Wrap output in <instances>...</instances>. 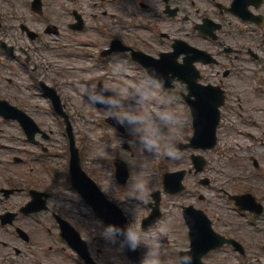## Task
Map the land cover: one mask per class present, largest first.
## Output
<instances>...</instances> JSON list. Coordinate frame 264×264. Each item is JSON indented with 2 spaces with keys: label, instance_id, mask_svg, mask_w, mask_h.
Masks as SVG:
<instances>
[{
  "label": "rangeland",
  "instance_id": "rangeland-1",
  "mask_svg": "<svg viewBox=\"0 0 264 264\" xmlns=\"http://www.w3.org/2000/svg\"><path fill=\"white\" fill-rule=\"evenodd\" d=\"M32 0H0V9L4 13L10 11L11 2L16 7L17 21L7 17L5 20V28L0 31V34L8 37L10 44L16 45L19 49L27 47L33 51L34 56L39 59V68L36 74L31 72L28 67L20 68L22 57L16 64L14 59L10 61L5 55L0 52V94L14 105L24 109L32 115L38 125L49 136L47 139L38 135L37 139L40 146H35L28 142L26 136L17 122L5 121L0 118V186L16 183H29L30 186H37L43 191L52 194L49 200L50 209L61 210L70 218L71 223H74L77 228L83 232L84 236L89 239L90 247L98 264H131L124 256L119 254L118 247L115 246L110 238L104 235L105 229L101 224H97L100 228L98 232L93 230L90 211L85 203L69 189V185L64 181L61 172L68 169L70 153L69 141L65 131V125L61 119L53 111V108L42 94H39L38 88H35L30 83V74L36 80L46 81L48 84H54L62 95L65 101L66 112L70 115L74 132L76 136L77 146L79 147L82 166L84 170L98 183L101 189L109 196L116 199L129 209V220L134 219V227L141 229V220L146 213V203L150 200V193L159 187V178L163 172H171L180 169H190L191 161L188 153H183L178 158L166 160L165 153L161 150L159 154H150L144 156L136 153L134 159H130L128 154L121 148V139L131 140L133 138L130 131L127 136H120L112 127L106 123V116L102 108L90 107L81 99V85H91L95 83L93 78L101 79L103 83L111 88L120 89L122 86L139 81L143 77V72L131 67V71L126 75L121 76L115 74L111 69H98L95 71H80L74 70L75 59L74 54L84 52L85 43L89 42V32L87 35L73 33L69 29V22L72 21L73 10L79 9L89 24H102L107 22L113 31L118 25L115 19L109 16L106 20H102V9L107 3L106 11L108 14L117 12L120 14V8L124 5L123 0H113L110 6V0H100L92 2V0H44L45 14L42 18L36 16L29 9V3ZM95 5V6H94ZM131 7H134L133 5ZM92 14L97 18H92ZM5 15H9L6 13ZM104 17V16H103ZM22 22L28 23L30 27L39 31L41 41L31 42L20 30ZM54 24L62 31L60 36L43 34V30L47 25ZM116 24V25H115ZM120 32H121V28ZM119 31V30H118ZM92 40V39H91ZM90 40V41H91ZM94 42V39H93ZM44 45V46H42ZM94 50L92 51V53ZM34 62L33 60H30ZM57 61V62H55ZM62 63L63 66L59 64ZM96 67V62L91 59L90 62ZM57 65V66H56ZM59 65V66H58ZM28 71V72H27ZM9 78L12 80L8 83ZM52 84V85H53ZM84 99L88 97L85 95ZM161 102V98H155L152 102L155 106ZM163 103V104H162ZM162 108H170L178 113L179 119L173 126L170 134H166L164 143H170L174 137L185 141L186 134L182 130L184 111L180 110V104H171L161 102ZM182 106V105H181ZM179 107V108H178ZM129 130L131 125H128ZM222 147H231L236 149L235 135H221ZM138 143V142H137ZM128 146L124 143L122 147L125 149ZM46 148L47 152L43 149ZM163 149V147H162ZM218 149L210 152H201L209 160V165L200 177H209L211 185L202 187L198 185L196 178L193 175L186 177L185 183L187 190L198 189V193H203L205 196L212 198L215 206V214L221 213L223 221L228 224H233L234 219L238 220L232 213L217 209L220 201L217 200L219 189L224 181H228L222 177L221 171H224L226 177L229 176V183L232 182V177L239 171L240 168L235 167V162L229 158H233L234 151L228 150V157L221 161L219 158ZM15 156L25 158L28 163L18 164L14 161ZM116 158H121L128 162L131 168V177L126 186H122L116 182L114 176V167L111 163ZM244 171L249 174V165L243 162ZM159 167L160 172L156 169ZM58 174V175H57ZM140 187H137V186ZM249 183L244 181L237 184H230L228 189L238 192L247 189ZM134 192L141 194L139 202L135 198H129ZM187 192V191H186ZM183 193L176 197H163L162 209L164 216L157 227H162L163 232L160 235V259L161 264H177L178 252L188 249V239L186 238L187 228L181 217V207L189 204L190 195ZM189 193V192H188ZM26 194V195H25ZM27 190L23 194L15 195L10 199L8 206H14L20 203L24 204L29 200ZM29 195V194H28ZM124 200V201H123ZM71 202H75L74 206ZM3 206V207H4ZM204 206V205H203ZM2 207V208H3ZM207 207V206H205ZM221 207V205H220ZM1 208V203H0ZM135 209V210H134ZM134 212V213H133ZM133 213V216H132ZM213 213V211L211 212ZM66 217V218H68ZM55 224L49 212H44L38 215L36 219H28L27 231L35 232V245H22L21 242L12 239L5 230L0 229V260H8V264H34L32 259L38 258L42 264H48L41 250V246L50 247L49 241L41 238L40 225ZM94 223V222H93ZM90 233L93 235L91 236ZM92 237H94L92 239ZM6 242L8 245H6ZM14 248L23 249L22 255H15ZM141 253L145 249L140 248ZM50 253V252H49ZM4 258V259H3ZM64 258V257H63ZM60 256L51 259L53 264H69ZM44 261V262H43ZM224 264H238L233 258L228 257L223 259ZM35 264H40L36 262ZM75 264V263H71ZM216 264H218L216 262ZM264 264V263H262Z\"/></svg>",
  "mask_w": 264,
  "mask_h": 264
},
{
  "label": "flooded vegetation",
  "instance_id": "flooded-vegetation-1",
  "mask_svg": "<svg viewBox=\"0 0 264 264\" xmlns=\"http://www.w3.org/2000/svg\"><path fill=\"white\" fill-rule=\"evenodd\" d=\"M134 1L137 14L124 8V33L120 36L106 33L97 58L109 67L110 56L105 53L112 40L117 42L119 50L116 52H124L128 61L138 67L142 66L132 59V51L123 49L130 47L152 58H160L162 53L172 49L176 39H182L202 51L200 61L198 55H186L190 66L193 61L196 68L190 74V82L195 79L198 84L208 86L219 98L223 94L224 101L219 109L223 126L220 122L219 129L256 142L247 162L253 166L255 159L264 169V147L261 146L264 144V0ZM128 17L133 19L132 23H128ZM97 33L103 34L99 30ZM170 92H178L179 97L185 93L189 100L194 99L189 84L178 82ZM187 109L190 115L189 106ZM189 125L191 131L192 122ZM242 155L243 149L239 161H244ZM261 175L264 171L253 172L251 177L259 187L257 193L264 199V176ZM234 208L241 215L254 218L252 228L231 229L219 224L217 230L244 244L247 251L243 256L248 262H264V212L257 215ZM255 226L260 229L255 230Z\"/></svg>",
  "mask_w": 264,
  "mask_h": 264
},
{
  "label": "clouds",
  "instance_id": "clouds-1",
  "mask_svg": "<svg viewBox=\"0 0 264 264\" xmlns=\"http://www.w3.org/2000/svg\"><path fill=\"white\" fill-rule=\"evenodd\" d=\"M109 56V63L115 74L124 76L132 70L124 52H112ZM165 83V78L154 67L145 66V74L139 81L131 83L130 86H122L120 89L111 88L102 82L81 85L83 93L81 99L90 107L95 108L99 105L106 116L114 118L117 125L131 132L133 138L131 140L122 138L120 144L130 159H134L136 153L144 156L159 154L162 147L167 156L176 157L178 149L164 141L166 134H170L179 117L174 110L158 107L152 103L159 90L165 87ZM85 95L88 97L87 100L84 99ZM127 125H131L130 130ZM124 143L128 144V149L122 147ZM129 198H135L139 202L141 194L134 192ZM121 210L126 216L129 215L127 207H122ZM156 224H159V221ZM162 232L163 228L156 227L155 224L142 230L137 229L134 227L132 218L124 226L107 225L104 235L108 238H114L116 234L123 235L121 244L130 250L143 247L145 251L141 256L140 264H161L160 235ZM177 264H192V256L179 257Z\"/></svg>",
  "mask_w": 264,
  "mask_h": 264
},
{
  "label": "water",
  "instance_id": "water-1",
  "mask_svg": "<svg viewBox=\"0 0 264 264\" xmlns=\"http://www.w3.org/2000/svg\"><path fill=\"white\" fill-rule=\"evenodd\" d=\"M214 132L215 128L210 131V133H203L202 130H198V133L194 139L195 142H199L201 139H207V138H213L214 139ZM74 170L77 174V178L81 182V187L83 188L82 193L86 196L87 200L94 204L96 207V210L102 216L104 219L112 220L110 219V216H113L112 213H115L116 211L112 209L111 205L105 201V199L102 197V195L98 192V190L90 184V182L84 177L81 176L79 173V161L76 159L73 162ZM207 230V228H205ZM207 235L205 230H197L196 231V237L194 239L193 243V251L192 253L197 255L199 258L206 254V252L210 249L215 247L216 245H203V239Z\"/></svg>",
  "mask_w": 264,
  "mask_h": 264
}]
</instances>
